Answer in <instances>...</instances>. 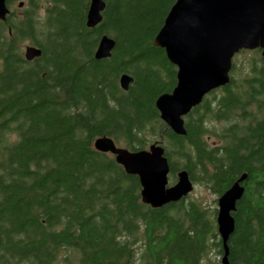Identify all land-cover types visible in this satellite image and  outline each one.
Instances as JSON below:
<instances>
[{
	"label": "trees",
	"instance_id": "16d2710c",
	"mask_svg": "<svg viewBox=\"0 0 264 264\" xmlns=\"http://www.w3.org/2000/svg\"><path fill=\"white\" fill-rule=\"evenodd\" d=\"M17 1L0 21V264H221L217 209L190 197L144 205L139 179L95 149L102 137L133 152L160 143L173 183L186 170L217 197L247 175L229 264H264L261 50L234 57L230 83L185 117L180 137L156 108L177 68L154 46L176 0H104L94 29L91 0H27L14 12ZM103 36L116 47L96 60ZM27 42L42 50L33 62Z\"/></svg>",
	"mask_w": 264,
	"mask_h": 264
},
{
	"label": "water",
	"instance_id": "95a60500",
	"mask_svg": "<svg viewBox=\"0 0 264 264\" xmlns=\"http://www.w3.org/2000/svg\"><path fill=\"white\" fill-rule=\"evenodd\" d=\"M24 6L20 2L17 7ZM105 9L104 0L90 1L88 28L101 24ZM10 13L8 0H0V21L6 23ZM154 46L163 49L177 68L176 87L157 99L156 108L161 121L175 135L186 137L185 117L212 92L230 83L234 57L242 51L261 50L264 58V0H176L154 39ZM115 47L114 39L103 36L95 59H109ZM41 56L40 48L33 45L25 48L27 62ZM133 82L132 77L123 75L120 88L127 92ZM95 148L113 156L127 175L139 179L141 201L154 210L186 200L194 191L195 185L186 170L179 171L176 183L169 185L170 164L158 142L133 152L102 137L96 140ZM246 179L247 175H242L218 198L216 222L223 249L221 264H229L228 243L235 231L232 214L245 193Z\"/></svg>",
	"mask_w": 264,
	"mask_h": 264
},
{
	"label": "rangeland",
	"instance_id": "374dc122",
	"mask_svg": "<svg viewBox=\"0 0 264 264\" xmlns=\"http://www.w3.org/2000/svg\"><path fill=\"white\" fill-rule=\"evenodd\" d=\"M20 2H24L25 4H27L28 1L27 0H18L12 6V11L15 12V11L19 10L17 6ZM29 45H30V43L27 42L24 45L23 51H25V48ZM198 178H199V175H198ZM175 183H176V181H175ZM175 183H173V180H171V178L169 177V185L172 186ZM189 197L191 200L200 201L205 207H207L211 210L217 209V211H218V198L219 197L213 195L207 188L203 187L199 182L196 183L194 191L192 192V194ZM215 201H216V203H214ZM208 259L214 261L216 259V253L210 252ZM220 259H221V257L218 258L219 261H220Z\"/></svg>",
	"mask_w": 264,
	"mask_h": 264
},
{
	"label": "bare ground",
	"instance_id": "6f19581e",
	"mask_svg": "<svg viewBox=\"0 0 264 264\" xmlns=\"http://www.w3.org/2000/svg\"><path fill=\"white\" fill-rule=\"evenodd\" d=\"M124 75H128V74H124ZM123 76V75H122ZM121 76V77H122ZM128 76H130V75H128ZM121 77H120V79H121ZM131 77V76H130ZM133 78V77H132ZM109 138V137H108ZM111 139V138H110ZM113 140V139H112ZM114 141V140H113ZM96 142V141H95ZM115 142V141H114ZM95 146V145H94ZM123 148V147H122ZM96 149V148H95ZM145 150V149H144Z\"/></svg>",
	"mask_w": 264,
	"mask_h": 264
}]
</instances>
